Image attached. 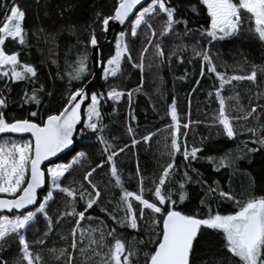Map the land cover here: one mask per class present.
Returning <instances> with one entry per match:
<instances>
[{
	"label": "snow or ice",
	"instance_id": "snow-or-ice-1",
	"mask_svg": "<svg viewBox=\"0 0 264 264\" xmlns=\"http://www.w3.org/2000/svg\"><path fill=\"white\" fill-rule=\"evenodd\" d=\"M34 3L51 19L46 0ZM80 7L58 2V25L38 12L29 28L20 0H0V264H264V159L258 171L244 164L264 158V64L229 74L211 53L239 37L264 45V0H93L83 28L74 19ZM173 37L186 42L173 47ZM41 41L52 57L45 81L23 59ZM185 56L199 66L186 110L174 92L156 88L161 123L142 127L145 69L157 76ZM125 69L137 70L136 88L124 85ZM205 78L204 119H193L192 96ZM243 82L253 87L242 95ZM201 125L209 135L197 145L190 133ZM213 129L236 147L216 155ZM157 137L156 165L149 172L137 159L126 176L124 154L150 149ZM238 173L246 183L234 189Z\"/></svg>",
	"mask_w": 264,
	"mask_h": 264
},
{
	"label": "trees",
	"instance_id": "trees-1",
	"mask_svg": "<svg viewBox=\"0 0 264 264\" xmlns=\"http://www.w3.org/2000/svg\"><path fill=\"white\" fill-rule=\"evenodd\" d=\"M44 2V0H42ZM58 2H63V0H46V3L50 5L49 12L51 14V19L43 16V9L34 3V0H20L22 7L27 9V27L34 28L40 21L37 20V13L44 24L50 25L55 22L57 25L60 23L59 20L56 19L55 16V5ZM93 0H80L81 7L76 11L74 15V19L78 21V27L83 28L85 22L90 20L91 17V6ZM202 24L203 21L200 20ZM192 27H196V20L194 19L191 24ZM70 37L67 34L63 35L60 38V46L58 49L59 55L61 57V63L64 51L65 44L70 41ZM181 42L173 37V43L171 46H175ZM211 53L213 55V59L215 63L221 67L223 70L225 67L227 68L229 74L237 71L239 68H243L245 71H250L251 64H264V45L258 43L256 40H249L246 37H239L233 41H224L220 43H216L211 48ZM50 53L49 46L45 45L43 41L39 43L38 46H34L31 49V54L29 56H24L23 59L28 60L29 62L35 64L40 69V79L41 81H45L48 79L47 73L49 71L50 64ZM188 57L185 56V63L178 64L173 61L171 67H163L159 70V74L157 76H153L149 74L147 68L145 69V83L143 86V90L139 96L138 104L139 107L137 109L136 115L142 127L153 128L154 125L160 124L159 115H163L164 105L161 101L157 99V94L155 92L156 88H159L165 97L168 96L169 93H175L179 98V107L181 111L186 110L187 101L186 96L191 91L193 87H195V80L199 78L198 73V64L194 61L193 63L187 62ZM246 61V62H245ZM185 70H187V80H180L178 77L185 75ZM53 73L55 72V67L52 68ZM124 76V85L128 88H136L139 83V76L136 69H125ZM99 73V72H98ZM101 81H96L92 87L98 88ZM113 83H119V80L113 81ZM15 87V86H14ZM20 87H23L22 85ZM249 87H253L248 84V82H243L238 85V88L242 95L246 92ZM211 90V81L207 78L201 81V84L198 90L192 96V117L193 119H204V105H205V94ZM253 90H255L253 88ZM261 92H264V81L260 84ZM20 88H16V92L13 94L12 99L18 100ZM151 97V102L157 104V110L154 112L150 107L149 98ZM134 96V100H135ZM244 102L247 103V97H244ZM126 104H121V115L126 111ZM159 113V115L157 114ZM117 125L119 121H115ZM119 134V133H117ZM209 135V129L204 127L203 125L199 127L194 126V131L190 133V137L194 142L199 145L201 142V138ZM77 140L80 139L79 136L76 137ZM127 139V138H125ZM159 141V142H158ZM208 143V141H205ZM211 143L213 147L216 149L215 154L221 155L227 151L233 150L236 147V144L228 141L222 137L215 136V130H212V139ZM238 143V142H237ZM163 151V142L161 137L155 138L151 143V148L149 149L147 146L141 144L136 148H132L129 152L124 154L123 162L124 168L122 169L125 175H129L132 173L136 160L139 159L140 165L142 168L147 169L149 172L156 165L157 160L160 158V152ZM262 157L259 155L255 156L254 164L249 167L247 161L244 162L245 169L248 171H258L261 166ZM201 171L205 173L206 176L212 175L211 170L202 167ZM224 175H228V173H224ZM246 183V177L242 174L238 173L233 176V188L239 189L243 184ZM195 188V186H193ZM113 196V192L109 191L106 194V199H110ZM103 215V214H101ZM65 231L64 228L60 229V232ZM57 247L63 246L62 242L53 241ZM51 246V245H50ZM10 255L16 254V249L13 248L10 250Z\"/></svg>",
	"mask_w": 264,
	"mask_h": 264
},
{
	"label": "water",
	"instance_id": "water-1",
	"mask_svg": "<svg viewBox=\"0 0 264 264\" xmlns=\"http://www.w3.org/2000/svg\"><path fill=\"white\" fill-rule=\"evenodd\" d=\"M117 31H119V26H118V25H117V26H114V27L111 29V31H110V33H109V39H111L112 35H113L115 32H117ZM96 71L99 72V68H96Z\"/></svg>",
	"mask_w": 264,
	"mask_h": 264
}]
</instances>
